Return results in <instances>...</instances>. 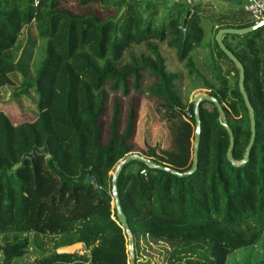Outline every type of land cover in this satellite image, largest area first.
<instances>
[{"label": "trees", "instance_id": "trees-1", "mask_svg": "<svg viewBox=\"0 0 264 264\" xmlns=\"http://www.w3.org/2000/svg\"><path fill=\"white\" fill-rule=\"evenodd\" d=\"M254 24L245 12L169 0H0V93L21 77L38 113L14 126L0 110V264H129L112 175L130 154L181 174L192 170L197 89L221 104L224 117L215 104H201L196 171L178 177L132 160L118 174L136 264L143 263L141 237L150 248H172L165 264H227L257 246L264 236V28L224 37L245 69L255 112V143L239 167L227 159L222 124L233 133L239 164L250 144L249 114L239 70L215 42L222 28ZM162 47L182 72L168 69ZM159 117L169 133L160 127L154 139ZM170 136L174 150L165 152ZM45 146L49 154L25 158ZM78 244L84 254L62 252Z\"/></svg>", "mask_w": 264, "mask_h": 264}, {"label": "rangeland", "instance_id": "rangeland-1", "mask_svg": "<svg viewBox=\"0 0 264 264\" xmlns=\"http://www.w3.org/2000/svg\"><path fill=\"white\" fill-rule=\"evenodd\" d=\"M70 5L72 6V4ZM71 8L75 9V6H72ZM220 28L221 27L218 26L216 31ZM28 35H29L28 32H25L24 37L21 40L22 43L26 44ZM162 52L168 59V69L171 72H182V65L179 63L176 54L172 51H169L166 47H162ZM200 94L208 95V91L206 89L194 90L192 93L191 101L197 95ZM123 102H124L123 105L124 111H126L129 103V99L124 98ZM35 104H36V99L33 92L22 86L21 77L20 78L18 77V79L15 80L14 85L6 87L0 93V110H2L8 116L9 120L14 126H19L24 123H32L35 120H37L38 113L35 109ZM138 104L141 105L140 100H138ZM138 112L141 113L140 106ZM146 112L147 110L144 109L142 111V114L144 115L146 114ZM147 117L148 116H145V119ZM154 122L155 123L153 125L154 130L152 136L154 139H158L159 130L161 129L160 127H163L164 130L169 133V125L166 124V122H164L160 117L158 118V120L156 118V121ZM144 125L145 124L141 125V129L145 128ZM190 130H191V137H193L194 129L190 128ZM141 131L142 133L145 132L143 130ZM136 146L139 147L138 142H136ZM165 146L167 149H170L172 147L171 150L165 152H172L174 150L172 145V137L170 138L169 141L165 143ZM166 148L164 150H167ZM190 149H191L190 151L192 152V145L190 146ZM164 154L165 153L162 152V155ZM128 250H129V245H128ZM136 250L145 251V252H141V260L143 261L142 264H153V263L165 264L166 258L169 252L172 250V248L163 247L157 244H154L150 248L148 247L145 237H141L136 241ZM62 252H66V253L79 252L81 254H84L86 251L83 245L78 244L73 247L66 248ZM31 260H33V258L29 259V261ZM129 260H130V255H129ZM227 264H264V236L261 242L257 246L253 248L240 250L232 254L229 257Z\"/></svg>", "mask_w": 264, "mask_h": 264}, {"label": "water", "instance_id": "water-1", "mask_svg": "<svg viewBox=\"0 0 264 264\" xmlns=\"http://www.w3.org/2000/svg\"><path fill=\"white\" fill-rule=\"evenodd\" d=\"M191 14H192L191 12H188V14L185 18V21H184V28L187 26L188 19H189ZM262 28H264V20L260 21L259 23L254 24L253 26H251L249 28H243V29L222 28L218 31V33L215 36V42H216L217 46L219 47V49L226 55V57L239 70L238 88H239V92L243 98V101L245 103V106L248 110L249 120H250V131H251L250 144L248 145L244 160L239 164H236L233 160V157H232V152L234 149L233 133L225 123L222 124L223 127L225 128V130L227 131L229 138H230V145H229V149H228V153H227V159L230 163H232L233 166H236V167H239L243 164H246L249 161V154H250V151H251V149L255 143V139H256V122H255V112H254V109L250 103L248 94H247L246 89H245V69H244L243 65L240 63V61L234 56V54L231 51H229L227 49V47L225 46L224 37L226 35L246 36V35L251 34V33L255 32L257 30H260ZM203 102H210V103L215 104L218 111H219V114H220V120H222L224 117V110H223L221 104L216 99H214L213 97H210L208 95H204V94H200V95H197L195 97V99H194V103H195L194 112H195V119L197 122L196 131H195V138H194V146H193L195 159H194L193 168L190 172L181 174L178 172H174L170 168H165V167L157 166V165L152 166L151 161L149 159H147L146 157H144L142 155H138V154H130L124 160H122L119 163V165L115 169V172L112 175L113 176V180H112L113 207L116 211L118 222L128 237L129 255H130L129 264H136V261H135V239H134L133 234L130 231L127 218L124 215L122 208H121V205H120V200H119L117 185H116V180H117L118 174H119L120 170L122 169V167H124L127 163H129L132 160L141 161L148 166H151V167L156 168L158 170L165 171V172L170 173V174H174L178 177H184V176L193 174L196 171L197 166H198L197 156H198V152H199L200 138H201V125H200L199 108ZM37 154H46V155L49 154L47 146H45L42 149L35 147L33 149L32 153L27 154L25 156V158H32V157L36 156ZM91 182H93V181H91Z\"/></svg>", "mask_w": 264, "mask_h": 264}, {"label": "crops", "instance_id": "crops-1", "mask_svg": "<svg viewBox=\"0 0 264 264\" xmlns=\"http://www.w3.org/2000/svg\"><path fill=\"white\" fill-rule=\"evenodd\" d=\"M148 1V0H141ZM171 3L184 2L190 8L206 7L218 14L229 12H245L244 5L246 0H169ZM246 13V12H245ZM153 246V245H152ZM141 258V255H140Z\"/></svg>", "mask_w": 264, "mask_h": 264}, {"label": "built area", "instance_id": "built-area-1", "mask_svg": "<svg viewBox=\"0 0 264 264\" xmlns=\"http://www.w3.org/2000/svg\"><path fill=\"white\" fill-rule=\"evenodd\" d=\"M245 12L250 15L254 23L264 20V0H246ZM145 174V172H142Z\"/></svg>", "mask_w": 264, "mask_h": 264}]
</instances>
